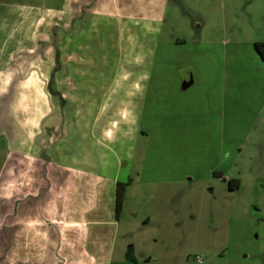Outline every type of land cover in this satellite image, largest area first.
Listing matches in <instances>:
<instances>
[{"label":"crops","instance_id":"obj_1","mask_svg":"<svg viewBox=\"0 0 264 264\" xmlns=\"http://www.w3.org/2000/svg\"><path fill=\"white\" fill-rule=\"evenodd\" d=\"M168 1L0 0V264H154L121 237L116 187Z\"/></svg>","mask_w":264,"mask_h":264},{"label":"rangeland","instance_id":"obj_2","mask_svg":"<svg viewBox=\"0 0 264 264\" xmlns=\"http://www.w3.org/2000/svg\"><path fill=\"white\" fill-rule=\"evenodd\" d=\"M160 35L121 237L154 264H264V0H169Z\"/></svg>","mask_w":264,"mask_h":264},{"label":"trees","instance_id":"obj_3","mask_svg":"<svg viewBox=\"0 0 264 264\" xmlns=\"http://www.w3.org/2000/svg\"><path fill=\"white\" fill-rule=\"evenodd\" d=\"M255 46L256 49L258 50V52L260 53L261 57L264 59V40H257L255 42ZM58 65V64H57ZM56 65V68H57ZM51 81L49 83L50 89H52L51 86ZM53 90V89H52ZM127 184L128 181H119L117 183V187H116V205H117V213L119 214L123 203H124V198H125V194H126V188H127ZM240 184V179L239 178H231L230 179V185L231 187H238Z\"/></svg>","mask_w":264,"mask_h":264},{"label":"flooded vegetation","instance_id":"obj_4","mask_svg":"<svg viewBox=\"0 0 264 264\" xmlns=\"http://www.w3.org/2000/svg\"><path fill=\"white\" fill-rule=\"evenodd\" d=\"M215 171H216V173H218L217 170H215ZM221 171H222V173H220V175H223V171H224V170H221ZM230 179H231V177H230L229 180H228L229 185H230ZM230 187H231V185H230ZM231 188H232V187H231Z\"/></svg>","mask_w":264,"mask_h":264},{"label":"built area","instance_id":"obj_5","mask_svg":"<svg viewBox=\"0 0 264 264\" xmlns=\"http://www.w3.org/2000/svg\"><path fill=\"white\" fill-rule=\"evenodd\" d=\"M197 258H199V260H202L201 256H197Z\"/></svg>","mask_w":264,"mask_h":264},{"label":"water","instance_id":"obj_6","mask_svg":"<svg viewBox=\"0 0 264 264\" xmlns=\"http://www.w3.org/2000/svg\"><path fill=\"white\" fill-rule=\"evenodd\" d=\"M187 76H190V74H189V75H187ZM187 76H186V77H187Z\"/></svg>","mask_w":264,"mask_h":264}]
</instances>
